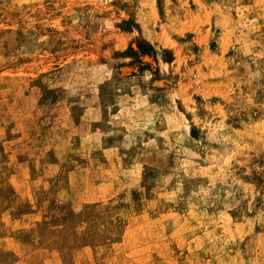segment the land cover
Returning <instances> with one entry per match:
<instances>
[{
	"label": "rangeland",
	"instance_id": "obj_1",
	"mask_svg": "<svg viewBox=\"0 0 264 264\" xmlns=\"http://www.w3.org/2000/svg\"><path fill=\"white\" fill-rule=\"evenodd\" d=\"M0 264H264V0H0Z\"/></svg>",
	"mask_w": 264,
	"mask_h": 264
}]
</instances>
